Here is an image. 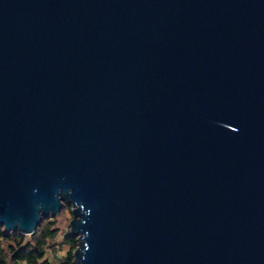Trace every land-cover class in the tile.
<instances>
[{"label":"water","instance_id":"1","mask_svg":"<svg viewBox=\"0 0 264 264\" xmlns=\"http://www.w3.org/2000/svg\"><path fill=\"white\" fill-rule=\"evenodd\" d=\"M65 204L73 264H264V0H0V225Z\"/></svg>","mask_w":264,"mask_h":264},{"label":"trees","instance_id":"2","mask_svg":"<svg viewBox=\"0 0 264 264\" xmlns=\"http://www.w3.org/2000/svg\"><path fill=\"white\" fill-rule=\"evenodd\" d=\"M51 225L42 221L35 232L29 235L31 239L28 241L27 236L19 231L5 233L4 227L0 225V264H51L48 259L42 261L48 241L55 239L58 234ZM3 242L8 243V251L3 247ZM65 243L71 245V250L62 264H73L78 238L69 232L65 236Z\"/></svg>","mask_w":264,"mask_h":264},{"label":"rangeland","instance_id":"3","mask_svg":"<svg viewBox=\"0 0 264 264\" xmlns=\"http://www.w3.org/2000/svg\"><path fill=\"white\" fill-rule=\"evenodd\" d=\"M72 219L71 206H68V204L63 206L58 215L48 216L43 219V222L51 223L52 229H57L58 234L55 239L48 241L46 255L42 261L48 259L51 264H62L65 261V258L71 250V245L65 243V236L70 232V221ZM26 236L27 241L31 239L29 235ZM3 247L8 251V243L3 242Z\"/></svg>","mask_w":264,"mask_h":264}]
</instances>
